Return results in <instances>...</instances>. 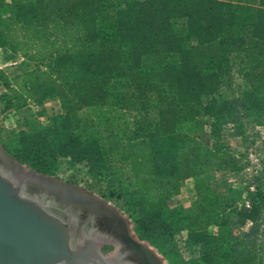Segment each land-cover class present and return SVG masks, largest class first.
Instances as JSON below:
<instances>
[{"label":"trees","instance_id":"trees-1","mask_svg":"<svg viewBox=\"0 0 264 264\" xmlns=\"http://www.w3.org/2000/svg\"><path fill=\"white\" fill-rule=\"evenodd\" d=\"M0 0L2 52L23 53L33 65L6 84L7 107L56 99L61 112L45 116L34 133L19 132L12 156L36 172L53 173L66 158L90 173L102 163L127 167L132 184L121 198L143 239L173 246L177 234L205 232L191 264H264V194L250 209L215 194L209 173L236 175L241 158L221 132L243 120L264 127V0ZM184 20L182 27L176 20ZM249 87L218 100L231 84L229 60ZM19 104V105H17ZM113 107L140 114L121 135H83L79 112ZM207 126L209 147L192 146L181 127ZM264 167V147L261 150ZM193 179L195 200L178 199ZM162 247V246H161ZM168 250L165 249L164 252Z\"/></svg>","mask_w":264,"mask_h":264},{"label":"rangeland","instance_id":"rangeland-1","mask_svg":"<svg viewBox=\"0 0 264 264\" xmlns=\"http://www.w3.org/2000/svg\"><path fill=\"white\" fill-rule=\"evenodd\" d=\"M248 1L250 6L258 7L260 5V0ZM184 24L185 21L182 19L175 21L177 27H182ZM229 62L233 70L232 79L230 80L231 84L218 94V100L234 99L250 90L244 81L234 74L237 65L236 58L231 56ZM32 66L23 53L2 52L0 49V147L10 159L28 168H30L28 165L19 162L12 156L11 151L15 142L12 137L22 131L26 133L37 132L45 124V116L52 117L61 112L60 103L56 99H45L40 102L30 100L18 109L7 107L5 96L9 94L10 90L6 88V84L10 78L21 71L32 68ZM254 94L264 98L263 90L255 91ZM79 117L83 122L90 121L86 128V133H83V135L91 134L93 137H97L108 132L121 135L126 128H131L134 125L140 114L133 110L104 107L83 109L79 112ZM242 122V128L236 135L232 134V127L229 125L226 126L227 130H222L220 133L222 143L241 158L242 171L236 175L212 171L208 175L210 176L209 184L213 192L220 197L233 196L239 198V200L241 199V201L250 200L255 202L250 186H255L264 194V167L262 164L259 168L252 164L249 160V154L251 151L255 152L259 156L260 161H262L263 154L261 150L264 147V131H256V126H252L249 119ZM181 130L189 134V144L192 146L209 147L210 144H214V141L217 140L207 129V126H200V124L189 123L182 126ZM258 140L261 143L256 146L255 142ZM47 176L78 187L118 212L128 224L132 236L150 247L160 256L164 264H191L198 258L200 244L203 239L200 234L185 236V232H182L175 236V240H172L173 246L162 244V247L157 246L160 240H146L138 235L134 224L135 216L121 198L115 197L117 194L123 195L124 190L132 184V176L127 167L116 163L104 162L100 164L98 171L90 173L88 168L82 163L78 164L69 159L61 158L56 162L53 173ZM194 183L195 181L190 179L182 185L181 193L177 200L184 207H189L195 200ZM71 226H73L72 220ZM102 248L113 249L109 242L103 245ZM165 249L168 251L164 252Z\"/></svg>","mask_w":264,"mask_h":264},{"label":"water","instance_id":"water-1","mask_svg":"<svg viewBox=\"0 0 264 264\" xmlns=\"http://www.w3.org/2000/svg\"><path fill=\"white\" fill-rule=\"evenodd\" d=\"M0 168L10 175L0 172V264H94L91 253L98 256L94 239L80 232L78 235L85 240L72 243L69 216L72 211L106 221L114 238L118 237L113 222L125 223L124 219L78 187L10 159L1 147ZM23 190L47 197L54 205L42 207L24 197ZM91 219L85 218L80 226H88ZM130 235L134 239L130 240L132 249L123 248L117 264L128 258L140 264H164L150 247Z\"/></svg>","mask_w":264,"mask_h":264},{"label":"bare ground","instance_id":"bare-ground-1","mask_svg":"<svg viewBox=\"0 0 264 264\" xmlns=\"http://www.w3.org/2000/svg\"><path fill=\"white\" fill-rule=\"evenodd\" d=\"M0 172L4 175H9L7 171H4L1 168H0ZM22 195L26 198H29V199L36 201L39 205H41L42 207H45V208H50L54 205L53 202L49 198L44 197V196H35L34 194H32L31 192H29L27 190H23ZM70 216H71V220H72V224H73V226H71L72 238L73 237L75 238L78 235L77 231L79 229V225L85 221L86 216H85V213H82L80 211H72V212H70ZM111 229H110V226L108 225V223L106 221H103V220H100L96 217H93L90 220V223L87 227L86 233L88 236H90L91 238H94L97 241L98 240H110L108 242L113 243V245L115 247V252L117 253V251H120L122 249V247L120 246V244L117 241H115L113 239L114 235H112ZM73 239H72L73 244H76L80 241V240H73ZM81 242H83V241L81 240ZM138 263H140V262H138ZM123 264H130V262L125 260Z\"/></svg>","mask_w":264,"mask_h":264},{"label":"flooded vegetation","instance_id":"flooded-vegetation-1","mask_svg":"<svg viewBox=\"0 0 264 264\" xmlns=\"http://www.w3.org/2000/svg\"><path fill=\"white\" fill-rule=\"evenodd\" d=\"M69 216H70V214H69ZM88 217L86 216L85 218H87L89 220V219H91L92 216H88ZM70 221H71V216H70ZM115 223L116 222H113V225H114V229H116V231H117V236L118 237L117 238L113 237V239L117 240V242L120 244L122 249L120 251H117V253H116L113 243H110L112 245V247H113L112 250H110L109 248H102L103 245L108 243V241H110V240H98L97 241L94 238H92V239H94L96 241V246H97V250H98V256L100 257L101 260L104 261V262H101V260L97 256V254L91 253V255L94 257V258H92V260L95 261L94 264H117L116 261H117L118 257H120V255H122V253H120V252L123 250V248H126V247L129 248L130 247L132 249V244H130V240H134V239L130 235L128 224L126 222L125 223L117 222L116 224ZM80 225H79V229L77 231V234H79L80 232L86 233L88 226L86 225V226L83 227V226H80ZM73 240H80L79 242H81V240H85V237L77 235ZM120 240H121L123 245L120 243ZM127 261L130 262V264H140V263H138V261L134 260L133 258H128ZM119 264H121V263H119Z\"/></svg>","mask_w":264,"mask_h":264},{"label":"built area","instance_id":"built-area-1","mask_svg":"<svg viewBox=\"0 0 264 264\" xmlns=\"http://www.w3.org/2000/svg\"><path fill=\"white\" fill-rule=\"evenodd\" d=\"M256 131H259V132H263L264 131V127H258L256 126L255 127ZM261 141H256L255 142V145L257 146L258 144H260ZM249 160L252 164H255L258 168L261 167V161H260V158L259 156L255 153V152H250L249 154ZM263 169V168H261ZM250 177H252V175H250ZM250 191L253 193V195H255L256 193V187L251 185L250 186ZM250 205H251V201L250 200H244L242 203H240V208L243 209L244 211H247L250 209Z\"/></svg>","mask_w":264,"mask_h":264},{"label":"crops","instance_id":"crops-1","mask_svg":"<svg viewBox=\"0 0 264 264\" xmlns=\"http://www.w3.org/2000/svg\"><path fill=\"white\" fill-rule=\"evenodd\" d=\"M9 16V10L7 8H2L0 9V23L2 22L3 19L7 18ZM186 233V234H185ZM184 235H195V234H200L202 238H204L205 232H197V233H189L185 232Z\"/></svg>","mask_w":264,"mask_h":264}]
</instances>
